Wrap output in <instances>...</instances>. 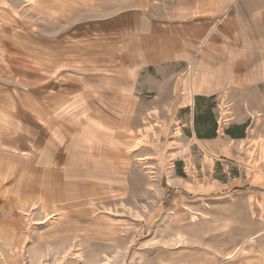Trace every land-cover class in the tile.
Here are the masks:
<instances>
[{
  "label": "crops",
  "instance_id": "0c3cea01",
  "mask_svg": "<svg viewBox=\"0 0 264 264\" xmlns=\"http://www.w3.org/2000/svg\"><path fill=\"white\" fill-rule=\"evenodd\" d=\"M109 1L86 33L100 50L85 62L92 74L73 84L72 112L0 126L9 146L0 181L13 179L22 205L48 212L94 190L127 192L151 133L164 135L174 112L175 131L188 127L216 157L244 166L240 187L264 211V0ZM208 110L217 136L200 139L195 116Z\"/></svg>",
  "mask_w": 264,
  "mask_h": 264
},
{
  "label": "rangeland",
  "instance_id": "374dc122",
  "mask_svg": "<svg viewBox=\"0 0 264 264\" xmlns=\"http://www.w3.org/2000/svg\"><path fill=\"white\" fill-rule=\"evenodd\" d=\"M109 3L0 0L1 129L23 128L31 112L41 122L72 112L73 84L92 74L85 62L100 50L86 33ZM173 118L166 112L164 135L151 133L127 192L94 190L48 212L22 205L13 179L0 181V264H264V211L240 190L244 166L216 157L188 127L175 131Z\"/></svg>",
  "mask_w": 264,
  "mask_h": 264
},
{
  "label": "trees",
  "instance_id": "16d2710c",
  "mask_svg": "<svg viewBox=\"0 0 264 264\" xmlns=\"http://www.w3.org/2000/svg\"><path fill=\"white\" fill-rule=\"evenodd\" d=\"M212 98H209L208 100H211ZM214 105L215 102H212L210 104V107ZM216 129H217V121L215 119L214 112L208 110L206 112H201L195 116V132L198 138L202 139V138L216 137L217 136ZM226 133L231 135L235 134L233 131H231L230 128L226 129ZM244 189L241 188L240 190H244Z\"/></svg>",
  "mask_w": 264,
  "mask_h": 264
}]
</instances>
